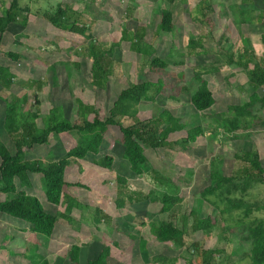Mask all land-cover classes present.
Returning <instances> with one entry per match:
<instances>
[{"label":"rangeland","instance_id":"obj_1","mask_svg":"<svg viewBox=\"0 0 264 264\" xmlns=\"http://www.w3.org/2000/svg\"><path fill=\"white\" fill-rule=\"evenodd\" d=\"M199 1L20 0L21 6L28 8V19L24 26L11 24L3 35L0 65L8 67L13 78L10 87L5 88L0 83L1 97L18 100L21 111L38 109V113L45 114L52 106H60L64 115L61 117L66 116L71 121L77 120L78 104L82 102L96 108L103 118L121 89L141 79H161L163 92L157 94L153 102L139 105V118L149 119L160 109L166 108L179 116L187 128L201 125L204 133L196 141L186 144L181 142L186 135V131L182 130L171 135L170 146L147 148L148 163L144 165V173L132 175L128 163L114 154L119 131L117 127H110L104 135L107 144L99 154L88 153L84 159H76L78 164L66 170L68 181L86 185L71 186L66 191L89 204V208L74 210V220L70 223L61 220L58 232L55 231L51 237L32 233L28 229H20L19 232L22 226L0 215V243L3 242L0 264H39L37 261L44 258L50 260V264H83L86 249H81L82 262L78 263L63 258L64 250L71 243L81 245L96 240L110 246L113 263L184 264V259L194 258L192 252L188 251L192 238V209L201 217L212 215L218 220L212 232L204 238L205 247L224 251L218 255L216 264H249L247 258L242 257L247 252L248 244L242 240L240 228L227 229V222H222L227 214L220 215L217 209L201 198L200 191L210 182V170L220 169L226 175L240 174V169L246 163L236 154L243 151L257 153L264 164V107L260 104L253 106L254 126L248 130L228 132L223 119L233 114L228 112V106L243 104L253 92L247 72L238 64L230 63L228 53L231 52L236 60L247 49L253 52V60L264 66V47L260 39L264 23L240 20L236 7L243 0H207L210 9L201 2L206 18L196 10ZM9 2L0 0V14ZM57 4H69L73 10L83 11L78 22L88 26L101 49L112 42H119L112 61L109 63L107 57L101 61L111 69L102 87L93 81L91 72L92 57L88 45L92 39L56 28L43 18L44 12L51 13ZM244 6L249 7L242 9L245 10L244 15L250 13L255 17L262 3L252 0L251 5ZM162 8H169L173 12L172 34L157 31ZM124 28L130 31L143 29L144 40L156 48L152 56L167 59V67L160 72L151 71L150 57L136 54L127 40H120ZM190 38L202 40L204 54L197 53L198 47L190 52L187 47ZM171 49L172 56H169ZM6 51L17 52L21 57L13 60L5 55ZM196 70H202L215 99L213 105L204 111H196L189 100V94L196 85L193 75ZM105 83L107 87H103ZM256 91L263 94L264 85ZM92 116L89 115L90 118ZM122 122L127 124L130 121ZM80 140L75 132L52 134L50 143L32 148L28 158L44 157L48 149L52 152L51 158H60ZM176 140H180L179 143H174ZM112 153L116 160L110 169L93 161L103 154ZM117 174L126 178L123 185L117 182ZM17 188L39 195L40 201L50 209L51 203L44 197L38 174H31L30 185L22 186L17 182ZM150 192L158 197L163 192L178 194L180 199L175 203L174 213H158L160 202L157 200H137L138 195ZM129 194L134 197L132 202L125 197ZM117 196H124V207L115 206ZM244 198L249 202L264 203V183L254 184ZM94 207L106 213L109 219L93 222L91 215ZM53 209L62 210L63 206L56 205ZM254 217L264 220V211H254L249 218ZM161 219H174L184 228V245L170 241L158 243L155 240L150 228L155 220ZM142 238L148 244L146 251L139 247ZM155 255L166 256L170 261H153Z\"/></svg>","mask_w":264,"mask_h":264},{"label":"trees","instance_id":"obj_2","mask_svg":"<svg viewBox=\"0 0 264 264\" xmlns=\"http://www.w3.org/2000/svg\"><path fill=\"white\" fill-rule=\"evenodd\" d=\"M260 1L262 7L255 17L250 13L245 16V10H242L245 8L244 5H251L252 0H243V3L236 7V13L242 22L264 23V0ZM201 2H204L207 8L210 9L211 7L207 0H200L196 5V10L203 18H206ZM27 11L28 8L22 7L20 0H10L8 5L2 9L0 14V44L4 33L11 24L22 26L27 24ZM82 14V10H73L69 4H57L51 13L44 12L43 18L56 28L92 39L88 45V51L92 57L91 72L94 76L93 81L97 86L102 87L103 82L107 81L106 74L111 73V69L109 66L108 68L104 66L101 61L103 57H107L109 63L112 61L111 57L115 48L119 47V42H112L109 46L107 45V48L101 49V45L90 34L88 26L78 22ZM157 31L173 33L174 18L171 9H161ZM143 37V29L137 28L135 31H130L124 28L120 40H127L131 50L136 54L142 57H150L149 69L160 72L167 67V59L156 55L152 56L156 48L153 44L146 42ZM260 39L264 47V32L260 33ZM187 47L190 52L193 48L198 47L197 53H205L201 39H188ZM172 50H170L169 56H172ZM252 53L244 49L236 60L231 52L228 53V61L238 64L241 69L247 72L253 88V92L246 102L241 105L228 106V112L233 113L230 117H223L224 128L228 132H235L239 129L248 130V128L253 127L255 116L252 112L253 106L260 104L264 107V93L260 95L256 91L264 85V66L257 60H253L254 54ZM5 55L13 60L21 57L19 53L12 51H6ZM250 64H252L251 67ZM202 74V70L193 72L196 85L189 94L190 103L196 111H204L215 102L208 81L203 78ZM12 78L13 73L9 71L8 67L0 65V83L2 86L10 87ZM106 85L105 83L103 87H107ZM163 87L164 83L161 79L157 81L141 79L127 85L117 93L108 114L103 118L98 115L96 108L79 102L76 121H71L66 116L65 118L61 117L64 115L60 106H52L45 114L38 113V109L36 111H29L28 109L21 111L18 100H8L0 96V100H2L0 106V195H3L2 198L0 197V212L25 222L30 232L46 237H51L54 234L58 229L57 227L60 226L61 220L64 223L72 222L74 220L72 212L87 209L89 205L66 191L71 186L85 187L80 182L68 181L65 176L66 170L74 163H78L76 159H84L88 153L99 154L107 144L104 135L110 127H117L119 131L114 154L128 163L132 175L144 173V165L148 163L146 149L170 146L172 143L171 135L174 133L185 130L186 135L181 138V142L188 144L196 141L197 137L204 133L202 126L196 125L187 128L186 123L182 122L180 117L174 115L169 109H160L157 114L149 119L139 118V105L142 102H153L156 95L163 92ZM38 101L36 97V102ZM90 114H93L92 118L89 117ZM123 120L130 122L124 124ZM63 132H75L81 140L69 148L65 155L60 158H51L52 152L49 149L44 157L28 158V153L32 148L47 146L52 134ZM179 141L176 140L174 143H179ZM114 154H103L93 161L95 164L110 169L114 162ZM236 156L246 163L240 169V174L226 175L220 169L210 170V182L201 189L200 196L217 209L220 215L227 214L225 218H222V222H227L225 224L227 229L231 227L240 228L242 240L248 244L247 252H244L242 257H246L249 264H264V220L258 217L249 218L254 211H264V203L249 202L244 198L254 184L264 183V164L255 152L243 151ZM30 174H38L46 201L53 205H62V210L55 212L47 210L36 194H29L22 189L18 190L17 182L22 186L30 185ZM116 180L121 185L126 182V178L120 174L116 175ZM125 197L128 198L129 202H132L134 198L131 194ZM136 198L138 201H159L158 213H174L175 203L180 199L178 194H170L169 192H163L160 197L154 196L150 192L140 194ZM124 199V196H117L114 200L115 206L124 207ZM221 204L224 206L220 207ZM101 212L98 207H94L91 215L93 222L98 223L101 219H109L106 213ZM190 214L192 216V238L188 251L192 252L194 258L184 259V264H216L218 255L224 251L219 248L205 247L204 238L212 232L218 220L212 215L201 217L193 209ZM150 229L158 243L170 241L184 245V228L180 227L174 219L155 220ZM139 247L143 251L148 250L146 240L140 239ZM82 248L86 249L83 264H126L122 262L113 263L110 246L98 240L81 245L71 243L67 245L62 256L73 263L82 262V254L80 253ZM153 261L169 262L170 258L155 255ZM37 262L50 264L51 261L44 258Z\"/></svg>","mask_w":264,"mask_h":264},{"label":"crops","instance_id":"obj_3","mask_svg":"<svg viewBox=\"0 0 264 264\" xmlns=\"http://www.w3.org/2000/svg\"><path fill=\"white\" fill-rule=\"evenodd\" d=\"M48 111V110H47ZM46 113V112H45ZM80 160H82V159H80ZM115 158H114V162H115ZM123 161H125V160H123ZM126 162V161H125ZM127 163V162H126ZM74 164H78V163H74ZM78 166V165H77ZM129 167V166H128ZM130 172V171H129ZM116 177V176H115ZM31 178V174L29 175V179ZM83 184V183H82ZM84 185V184H83ZM85 187H86V185H85ZM37 195V194H36ZM38 197H39V195H37ZM48 202V201H47ZM42 204H43V206L45 207V209H47L46 208V206H45V204L43 203V201L41 202ZM89 205V204H88ZM56 205H53V204H50V209H47V210H50V211H52V212H55V211H58V210H55V209H53V207H55ZM73 213V212H72ZM0 215H2V216H5L6 217V219H8L9 221H11V222H13V223H15V224H18V225H20V226H22V227H19V229H18V231L20 230V229H22V230H24V229H28V226H27V224L25 223V222H23V221H21V220H19V219H15L14 220V218H12L11 216H9V215H7V214H5V213H1L0 212ZM19 232H21V231H19ZM56 232H58V229L56 230ZM1 248H3V242L2 243H0V249Z\"/></svg>","mask_w":264,"mask_h":264}]
</instances>
